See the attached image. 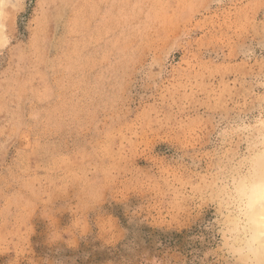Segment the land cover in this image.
<instances>
[{
  "label": "rangeland",
  "instance_id": "374dc122",
  "mask_svg": "<svg viewBox=\"0 0 264 264\" xmlns=\"http://www.w3.org/2000/svg\"><path fill=\"white\" fill-rule=\"evenodd\" d=\"M259 153L264 0H0V264H233Z\"/></svg>",
  "mask_w": 264,
  "mask_h": 264
},
{
  "label": "clouds",
  "instance_id": "9594fccd",
  "mask_svg": "<svg viewBox=\"0 0 264 264\" xmlns=\"http://www.w3.org/2000/svg\"><path fill=\"white\" fill-rule=\"evenodd\" d=\"M247 176L252 201L246 209L243 230L228 232L224 251L233 264H264V153ZM248 203V201H246Z\"/></svg>",
  "mask_w": 264,
  "mask_h": 264
},
{
  "label": "bare ground",
  "instance_id": "6f19581e",
  "mask_svg": "<svg viewBox=\"0 0 264 264\" xmlns=\"http://www.w3.org/2000/svg\"><path fill=\"white\" fill-rule=\"evenodd\" d=\"M243 190H244V188H243ZM252 198H253V197H252V194H250V195H249V198H248L249 204H250V202L252 201ZM246 215H247V212H246Z\"/></svg>",
  "mask_w": 264,
  "mask_h": 264
}]
</instances>
